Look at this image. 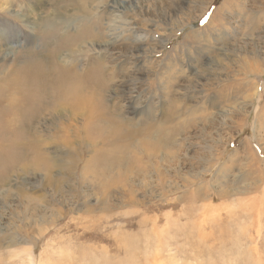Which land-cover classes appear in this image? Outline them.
<instances>
[{
  "label": "rangeland",
  "instance_id": "374dc122",
  "mask_svg": "<svg viewBox=\"0 0 264 264\" xmlns=\"http://www.w3.org/2000/svg\"><path fill=\"white\" fill-rule=\"evenodd\" d=\"M9 1L1 97L30 60L94 73L101 120L162 145L108 144L47 96L0 139V264H264V0Z\"/></svg>",
  "mask_w": 264,
  "mask_h": 264
},
{
  "label": "bare ground",
  "instance_id": "6f19581e",
  "mask_svg": "<svg viewBox=\"0 0 264 264\" xmlns=\"http://www.w3.org/2000/svg\"><path fill=\"white\" fill-rule=\"evenodd\" d=\"M16 1V0H15ZM14 1V2H15ZM16 3V2H15ZM23 3V2H22ZM33 1L31 0H27L25 2L24 8H22V11H26L28 9V7L30 6V8L32 7ZM2 4L5 5H11L12 6V2L7 0H0V14L1 13H6L7 10L6 8H4L5 6H2ZM8 5V6H9ZM7 7V6H6ZM10 7V6H9ZM5 15V14H4ZM22 20H24V22H30L28 18H21ZM34 20V19H33ZM222 22V21H221ZM30 24V23H29ZM34 24V23H32ZM219 24V23H218ZM224 25V24H223ZM221 26V25H220ZM259 27V26H258ZM208 28V27H207ZM254 28H256V26H254ZM222 29V27H221ZM224 29V28H223ZM3 36V35H2ZM92 37V36H91ZM93 38V37H92ZM9 39V38H7ZM1 41V40H0ZM4 42V41H3ZM2 43V41H1ZM6 43V42H5ZM9 43V42H8ZM7 44V43H6ZM4 45V44H3ZM6 47V46H5ZM13 49V48H12ZM1 50V49H0ZM31 51V50H30ZM6 53V52H5ZM28 53V52H27ZM26 53V54H27ZM34 53V52H33ZM30 56V54L28 55ZM27 56V57H28ZM32 56V54H31ZM32 58V57H30ZM218 58V57H217ZM6 60V59H5ZM29 60V58H28ZM219 60V59H218ZM211 61V60H210ZM261 61V60H260ZM248 63V62H247ZM259 63V61L257 62ZM4 64V63H3ZM260 64V63H259ZM11 65V64H10ZM249 65V64H248ZM256 65V63H255ZM247 66V65H246ZM245 66V67H246ZM253 66V65H252ZM6 67V66H5ZM4 67V69H5ZM26 68L24 69L23 72H21L19 74V76H17V78H15V88L17 90V92L15 93V88H14V92L15 94H13L12 96H10V98L7 97H1L0 96V109L3 110V117L4 120L0 121V139L2 136H4V134L6 132L9 131L10 127H15L20 128L22 126L27 127L26 125L29 126V124H31L33 126L34 121L38 118V116L42 115V117L46 114V112H52L49 110H47V107L42 108V110L39 108V104H41L42 102H44V99L46 100L47 96H51V101H54V104H56V108L60 109L61 112H69V110L67 111L65 108H68L71 111L70 113L81 116L82 117V121L78 120L80 122L81 125L83 124H88V121L86 123H84L86 120H88V118L91 120V123L93 125L94 130H99V129H103L101 130L102 132H104V130L108 129V131L104 132L107 134L106 138L110 139V142H108V144H124L127 143L128 147L130 146L129 143H133L136 144L137 146L141 145V147L143 149H146V153L148 155L151 154V150H155L152 147L155 148H159L160 145H162V141L159 140L160 136L159 135H155L156 133L153 132V128L154 124L149 125V126H145L146 128L143 130H139L136 131L134 130H130L133 131V133H136L134 136H138L141 135L142 138L140 140L141 144H138L137 142H134V138L131 132H126L123 134L118 133L117 131L119 129H124L126 128L125 126H130L129 123H131V121H123L121 118L120 120L122 121H116V123H113L114 121H109L108 119H106V121L101 120L105 113L107 115V110L106 108L104 109L103 106V98L102 95L100 94V89L104 88L105 83L103 80H101L97 74L95 75L94 73H90L88 74V76H79L78 73L74 72V71H66L64 69H58V71H56V74H50V71H46V68L42 65V63L38 64L35 62H33V60H30L28 65L25 66ZM250 67V66H249ZM255 67V66H254ZM261 67V66H260ZM263 67V66H262ZM10 68V67H8ZM1 69V67H0ZM251 69V68H250ZM257 69V68H256ZM69 70V69H68ZM71 70V69H70ZM98 70V69H97ZM112 70V69H111ZM260 70V68H259ZM4 72V70H2ZM10 71V70H9ZM245 71V68H244ZM243 71V72H244ZM249 71V70H246ZM254 71V68H253ZM264 71V70H263ZM6 72V71H5ZM53 72V71H52ZM51 72V73H52ZM256 72V71H255ZM9 73V72H8ZM258 73V72H257ZM261 73V72H260ZM2 74V73H1ZM0 74V75H1ZM114 74V73H113ZM249 74V72H248ZM115 75V74H114ZM171 75V74H170ZM246 75V74H245ZM250 75V74H249ZM261 75V74H260ZM259 75V76H260ZM258 76V75H257ZM258 76V77H259ZM251 77V76H250ZM3 79V78H2ZM246 79V78H245ZM5 80V78H4ZM164 81V80H163ZM254 82V81H253ZM242 83V82H241ZM245 83V82H244ZM250 83V82H249ZM256 85V84H255ZM14 86V85H13ZM256 87V86H255ZM12 87H9V89ZM4 89V88H3ZM8 89V90H9ZM247 89V88H246ZM2 90V89H1ZM7 90V89H6ZM4 89V91H6ZM256 90V89H254ZM257 91V90H256ZM9 92V91H8ZM247 92V91H246ZM263 92V91H262ZM5 93V92H4ZM3 93V94H4ZM257 93V92H256ZM255 93V94H256ZM1 94V93H0ZM2 94V95H3ZM258 94V93H257ZM246 95V94H245ZM252 95V94H251ZM261 94H259L260 96ZM166 96V95H164ZM263 96V93H262ZM168 97V96H167ZM252 97V96H251ZM249 98V97H248ZM247 98V99H248ZM260 98V97H259ZM243 99H245L243 97ZM11 101V102H9ZM47 101V100H46ZM260 101V100H259ZM163 105V104H162ZM107 106V105H106ZM54 107V108H55ZM65 107V108H63ZM104 109V110H103ZM263 108H261L262 110ZM162 111V110H161ZM263 111V110H262ZM258 112V111H257ZM264 113V112H263ZM259 114V113H258ZM257 114V116H258ZM261 114V113H260ZM68 116V114H66ZM164 115V114H163ZM70 116V115H69ZM74 116V117H75ZM108 116V115H107ZM122 116V115H121ZM33 117V119H32ZM64 117V116H63ZM74 117H72L73 119L71 120L72 123H67V126H65L66 129L71 128L73 126H77L80 125L78 124V122H74ZM259 117V116H258ZM263 118V126H264V116H262ZM48 118V117H46ZM67 118V117H66ZM65 118V119H66ZM70 118V117H69ZM123 118V117H122ZM100 120L102 121L101 123L103 125H100ZM258 120V119H257ZM108 121V122H107ZM47 122V121H46ZM64 122V121H63ZM107 122V123H106ZM128 122V123H127ZM43 123H45L43 121ZM49 123V122H48ZM113 123V124H112ZM165 123V122H164ZM163 123V124H164ZM50 125V124H49ZM80 125V126H81ZM20 126V127H19ZM162 126V125H160ZM24 127V128H25ZM61 127V126H60ZM38 128V127H36ZM81 128V127H80ZM85 128H87L85 126ZM26 129V128H25ZM76 129V128H75ZM133 129V128H131ZM77 130V129H76ZM264 130V129H262ZM28 131V130H27ZM87 131V129L85 130ZM110 131V132H109ZM129 131V130H127ZM167 131V130H166ZM24 132V131H23ZM33 132V131H32ZM82 132V131H81ZM87 133V132H86ZM97 133V132H96ZM103 133V134H104ZM130 133V134H128ZM163 133V132H162ZM166 133V132H165ZM7 134V133H6ZM26 134V133H25ZM24 135V134H23ZM27 135V134H26ZM32 137V136H31ZM34 138V137H33ZM139 138V137H138ZM135 139H137V137H135ZM137 141V140H136ZM18 141H14L12 140L10 142V146L12 148H16V145H18ZM33 143V142H32ZM41 143V142H40ZM5 142L0 143V148L2 146H4ZM65 145V144H64ZM164 145V144H163ZM35 146V144H34ZM7 147V146H6ZM4 147V148H6ZM19 147V145H18ZM21 147V145H20ZM31 147V146H30ZM120 147V146H119ZM167 147V146H166ZM248 149V148H247ZM16 150V149H15ZM136 151V150H135ZM17 152V151H16ZM19 152V151H18ZM144 152V153H145ZM5 153V152H3ZM2 153V154H3ZM12 153V151H11ZM18 153H16L17 155ZM15 155V154H14ZM146 155V154H145ZM1 156V155H0ZM7 156L2 157L4 159H6ZM40 157V156H39ZM131 157V156H130ZM136 157V156H135ZM41 158V157H40ZM141 158V156H140ZM156 158V157H155ZM14 160L13 156L10 155L7 158V164H10L11 160ZM111 159V158H110ZM1 158H0V162H1ZM12 160V161H13ZM15 160H16V156H15ZM112 160V159H111ZM137 160V159H134ZM140 160V159H139ZM138 160V161H139ZM3 161V160H2ZM5 161V160H4ZM143 161V160H141ZM157 161V160H156ZM137 163V162H135ZM141 164V163H140ZM144 164V163H142ZM158 164V163H157ZM151 166V165H150ZM154 166V165H153ZM157 166V165H156ZM6 167V166H5ZM119 167V166H118ZM7 168V167H6ZM44 168V167H43ZM107 168L109 169V165H107ZM9 169V168H8ZM10 170V169H9ZM119 175V174H118ZM53 181V180H52Z\"/></svg>",
  "mask_w": 264,
  "mask_h": 264
}]
</instances>
